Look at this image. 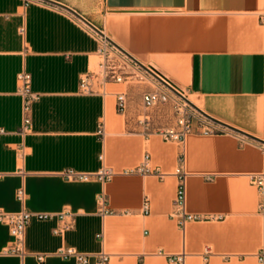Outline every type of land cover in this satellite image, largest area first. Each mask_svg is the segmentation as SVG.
<instances>
[{
  "label": "crops",
  "instance_id": "1",
  "mask_svg": "<svg viewBox=\"0 0 264 264\" xmlns=\"http://www.w3.org/2000/svg\"><path fill=\"white\" fill-rule=\"evenodd\" d=\"M52 1L195 97L210 117L264 141V0H93V15ZM102 40L57 5L0 0V212L52 216L30 220L22 257L3 254L14 240L0 221V264H38L36 254L45 264H76L56 254L62 247L87 254V264L99 252L107 264H169L159 251L185 252L186 264H264L261 197L248 178L264 173V144L208 119L217 133L194 122L184 141L164 140L162 131L179 130L176 96L147 72L150 79L136 75L125 55L124 81L94 77L83 91L80 78L100 60ZM22 73L38 95L25 132ZM157 90L171 99L144 107V95ZM145 155L162 178L139 171ZM66 170L89 177L66 179ZM101 170L110 177L98 180ZM178 173L186 211L209 219L183 231L173 216Z\"/></svg>",
  "mask_w": 264,
  "mask_h": 264
},
{
  "label": "built area",
  "instance_id": "2",
  "mask_svg": "<svg viewBox=\"0 0 264 264\" xmlns=\"http://www.w3.org/2000/svg\"><path fill=\"white\" fill-rule=\"evenodd\" d=\"M100 60L97 63V69L95 71H90L80 78V88L83 91L88 92L89 82L92 78H98L102 82L106 81H115L122 82L124 81V75L121 73L122 65L124 61V54H122L117 48L109 44L107 41L102 40V46L99 51ZM20 81V94L23 97V121H22V132H25L30 127V109L31 104L38 98V95L30 91V75L27 73H22L19 75ZM172 93V92H171ZM117 109L119 112H123L125 108V96L123 94L117 95ZM171 97L167 92L160 90L150 92L144 95L143 104L144 107H152L158 103H165L170 100ZM175 104V113L177 115V124L179 130L167 129L161 132V135L166 141H184L185 137L191 132L193 123L196 122L198 126L203 130L204 134H214L218 130L210 127L207 123L205 117L202 115H196L186 105L179 103L177 100H174ZM3 131L0 129V135ZM149 160V156H144L143 165L139 168L141 173L154 174L159 178H162L164 174L152 171L147 168L146 163ZM66 179H78V180H87L89 175L84 173H78L72 170H66L62 173ZM111 173L109 170L99 171L95 177L102 181L109 178ZM249 181L254 185L259 191L261 200L259 204V213L264 219V173H255L248 176ZM23 190L18 191L17 198L19 200L23 199ZM174 206L176 208L173 216L177 220L178 228L183 231L185 225L188 222H198L209 220L207 218L201 217L199 215H192L186 211V179L184 173L177 174V185L174 196ZM142 208L144 212L147 213L149 209V198L145 196L142 201ZM66 214L59 216L60 219L63 218ZM38 220L51 219V215L47 214H32L26 211H20L16 213H6L0 212V221L6 223L9 226L10 234L14 240V243L9 248L3 251L4 255H19L24 256L25 252L23 249L24 243V234L25 229L28 223L32 218ZM69 228L68 226L63 227V229ZM62 229V230H63ZM62 230L56 229L55 233H61ZM56 254L63 259L73 258L76 261V264H87L88 255L77 251L73 247H62L56 251ZM158 255L163 256L167 259L169 264H186L187 254L185 252H179L175 254H167L162 251L158 252ZM38 264H45L44 254L35 255ZM96 263L97 264H107L108 255L104 252H99L96 254ZM258 261L260 263L264 262V252L261 251L257 254Z\"/></svg>",
  "mask_w": 264,
  "mask_h": 264
},
{
  "label": "water",
  "instance_id": "3",
  "mask_svg": "<svg viewBox=\"0 0 264 264\" xmlns=\"http://www.w3.org/2000/svg\"><path fill=\"white\" fill-rule=\"evenodd\" d=\"M45 1L47 3H51L54 5H57L65 10H67L68 12H70L72 15H74L76 18H78L79 20H81L83 23H85L88 27H90L94 32H96L100 37H102L105 41H107L109 44H111L112 46H114L115 48H117L122 54H124L126 57H128L132 62H134L138 67H140L142 70H144L145 72H147L149 75H151L154 79H156L159 83H161L164 87H166L167 89H169L172 93H174L176 96H178L179 98H181L187 105H189L192 109H194L195 111H197L200 115H202L203 117H205L206 119L223 125L233 131L239 132L253 140H256L262 144H264V141L257 139L255 137H252L250 135H247L245 133H242L228 125H225L223 123H221L220 121L210 117L209 115H207L206 113H204L201 109H199L196 105H194L192 102H190L185 96L182 95V93L177 89V87H175L174 84H172L168 79H166L163 75H161L158 71H156L154 68L152 67H147L145 65H143L142 63H140L138 60H136L134 57H132L130 54H128L124 49H122L120 46H118L116 43H114L111 39H109L102 31H100L99 29H97L95 26H93L90 22H88L86 19H84L80 14H78L75 10L62 5L60 3H57L55 1L52 0H42Z\"/></svg>",
  "mask_w": 264,
  "mask_h": 264
},
{
  "label": "rangeland",
  "instance_id": "4",
  "mask_svg": "<svg viewBox=\"0 0 264 264\" xmlns=\"http://www.w3.org/2000/svg\"><path fill=\"white\" fill-rule=\"evenodd\" d=\"M66 1L78 5L83 10H85L87 12V14L93 15V13H94V6L96 5V3H93V0H66ZM98 61L99 60L97 58H94L93 59V61H92V68H91L92 71H95L97 69V63H98ZM132 65L135 66L134 64H132ZM137 70H138V73L139 74L137 73L136 75H138L139 77H141V75H144L145 78H149L150 79V76L145 71H143L141 68H139L138 66H137ZM183 96H185L189 101H191V102L193 101L195 103V104L193 103L194 105H196L197 102H198L195 97H191V95H189L187 93H183ZM174 99L177 100L179 103L186 105L187 108L190 109L196 115H200L197 111H195L189 105H187L181 98H179V97L176 96V98L174 97Z\"/></svg>",
  "mask_w": 264,
  "mask_h": 264
},
{
  "label": "bare ground",
  "instance_id": "5",
  "mask_svg": "<svg viewBox=\"0 0 264 264\" xmlns=\"http://www.w3.org/2000/svg\"><path fill=\"white\" fill-rule=\"evenodd\" d=\"M182 95H183V93H182ZM191 102V101H190ZM192 103H194L193 101H192ZM195 104V103H194ZM197 106H198V102H197V104H196Z\"/></svg>",
  "mask_w": 264,
  "mask_h": 264
}]
</instances>
